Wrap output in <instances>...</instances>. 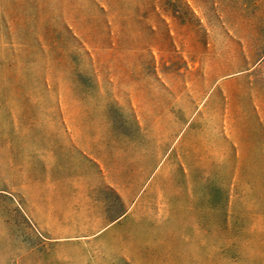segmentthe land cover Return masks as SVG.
Here are the masks:
<instances>
[{
  "label": "rangeland",
  "instance_id": "obj_1",
  "mask_svg": "<svg viewBox=\"0 0 264 264\" xmlns=\"http://www.w3.org/2000/svg\"><path fill=\"white\" fill-rule=\"evenodd\" d=\"M254 3L0 0V264H175V251L177 264H264V140L245 115L235 33ZM132 83L156 94L142 118L115 100ZM62 92L134 126L133 172L162 175L95 238H50L31 213L29 160L15 158L14 126L44 120L27 110Z\"/></svg>",
  "mask_w": 264,
  "mask_h": 264
},
{
  "label": "crops",
  "instance_id": "obj_2",
  "mask_svg": "<svg viewBox=\"0 0 264 264\" xmlns=\"http://www.w3.org/2000/svg\"><path fill=\"white\" fill-rule=\"evenodd\" d=\"M257 1L253 18L242 21L239 9V32L235 33L239 59L244 62L238 78L247 84L245 115L254 118L255 131L264 140V0H260L259 8ZM147 90L143 84L132 83L115 100L126 102L125 110L142 118L151 110L148 101L156 97ZM93 102L95 96L81 92L47 94L45 107L32 105L27 110L31 117L44 120L14 126L15 158L29 160L35 185L31 213L38 226L57 241L95 238L116 231L147 198L150 181L162 176L133 172V137L123 133L134 132V126L111 124L106 119L107 108ZM116 107L118 110L119 104ZM227 111L230 116L224 105L223 117ZM119 144L125 147L119 148ZM173 262L177 264L176 251Z\"/></svg>",
  "mask_w": 264,
  "mask_h": 264
}]
</instances>
